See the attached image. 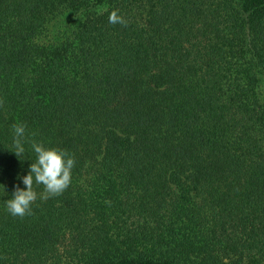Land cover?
Listing matches in <instances>:
<instances>
[{
  "label": "trees",
  "instance_id": "1",
  "mask_svg": "<svg viewBox=\"0 0 264 264\" xmlns=\"http://www.w3.org/2000/svg\"><path fill=\"white\" fill-rule=\"evenodd\" d=\"M0 100V264H264V0H0Z\"/></svg>",
  "mask_w": 264,
  "mask_h": 264
},
{
  "label": "clouds",
  "instance_id": "2",
  "mask_svg": "<svg viewBox=\"0 0 264 264\" xmlns=\"http://www.w3.org/2000/svg\"><path fill=\"white\" fill-rule=\"evenodd\" d=\"M109 22L127 26V22L116 11L109 16ZM2 106L3 101L0 100V107ZM12 127L14 134V151L12 152L20 158L25 152L26 125L14 124ZM31 147L37 158L31 163L29 174L20 177L25 188L22 189L17 185L12 198L5 201L7 211L14 217L23 218L32 214L31 206L38 199V193L33 187L34 183L43 185L44 191L39 194L42 200L47 201L63 194L71 184V173L76 164L74 155L69 154L67 150L47 149L34 140L31 141Z\"/></svg>",
  "mask_w": 264,
  "mask_h": 264
}]
</instances>
